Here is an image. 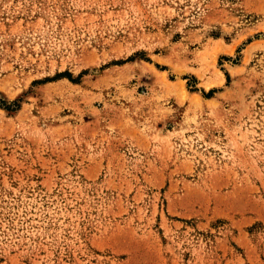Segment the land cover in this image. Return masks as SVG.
Instances as JSON below:
<instances>
[{
    "label": "rangeland",
    "instance_id": "rangeland-1",
    "mask_svg": "<svg viewBox=\"0 0 264 264\" xmlns=\"http://www.w3.org/2000/svg\"><path fill=\"white\" fill-rule=\"evenodd\" d=\"M0 264H264V0H0Z\"/></svg>",
    "mask_w": 264,
    "mask_h": 264
}]
</instances>
